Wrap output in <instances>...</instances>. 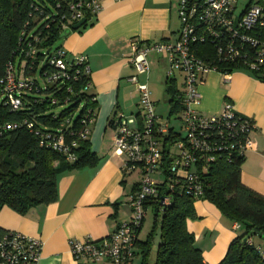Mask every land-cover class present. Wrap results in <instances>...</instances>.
Here are the masks:
<instances>
[{
  "label": "built area",
  "instance_id": "built-area-1",
  "mask_svg": "<svg viewBox=\"0 0 264 264\" xmlns=\"http://www.w3.org/2000/svg\"><path fill=\"white\" fill-rule=\"evenodd\" d=\"M103 1L52 0L54 14L35 6L38 15L31 13L30 16L35 17L32 21L39 19L42 29L53 25L62 34L82 18L86 24L101 10ZM241 1L177 0L180 25L173 41L143 43L136 38L130 41L129 63L135 74L129 80L139 93L138 109L129 114L115 112L111 121L113 151L125 157L128 171H138L140 176L129 202L131 217L99 240L70 241V252L76 259H107L111 264H132L137 231L149 201L167 205L174 192L198 198L203 190L199 172L220 156L228 161L234 157L244 158L247 151L255 148L251 138L255 122L239 114L231 102H224L218 113L203 114L197 109L201 103L199 86L211 70L228 78L234 70L244 69L264 81V6L247 2L240 7ZM28 25L27 21L20 31L15 59L6 64L0 79V100L9 111L21 109L22 92L34 89L39 92L40 85L34 77L42 68L37 76L44 81V89L58 91L64 87L67 92H73L67 86L69 80L84 76L87 80L80 92L88 93L92 82L87 56L69 53L61 46L46 49L42 45L45 39L42 29L29 30ZM150 52L166 54L165 79L176 82V74L182 75L177 89L182 104L178 118L183 133L171 127L170 117L163 118L155 113L147 82ZM139 75H144L145 80L139 81ZM48 100L50 104L68 102L67 98L59 100L56 96ZM95 116L94 108L85 109L83 126L77 133L80 139L88 138ZM22 124L40 136V145L64 154L70 162L75 160L72 148L77 146V141L67 142L61 129L40 131L28 119L16 122L0 118V137ZM163 182L168 191L160 195L159 185ZM238 226L236 223L235 227ZM41 247L42 241L36 237L7 231L0 238V264H37Z\"/></svg>",
  "mask_w": 264,
  "mask_h": 264
},
{
  "label": "crops",
  "instance_id": "crops-1",
  "mask_svg": "<svg viewBox=\"0 0 264 264\" xmlns=\"http://www.w3.org/2000/svg\"><path fill=\"white\" fill-rule=\"evenodd\" d=\"M247 2L264 6V0H242L240 7ZM179 25L177 0H104L98 14L85 25L60 35L61 46L67 52L83 53L88 58L96 116L87 139L95 158L79 169H69L60 161H54L53 166L58 171L55 176L57 198L53 202L38 204L23 214L8 206L0 208L1 229L42 241L37 264H111L107 259H76L70 252V241L99 240L130 219L129 202L140 176L138 171H128L125 157L113 151L111 121L115 112L129 114L138 109L139 93L129 80L135 74L129 63L130 41L133 38L143 43L173 41ZM148 59L147 82L155 113L164 117L157 105L159 97L152 95L153 87L162 85L167 104L165 118L172 117L165 89L166 54L150 52ZM138 79L144 81L145 77L139 75ZM181 80L182 75L177 73L176 89ZM199 92V112L218 113L224 102H231L239 114L255 122L251 132L255 148L244 155L240 181L264 196V81L244 69L234 70L228 78L211 70L205 75ZM178 117L174 118L179 120ZM170 125L178 131L173 122ZM194 208L198 218L187 220V230L193 234L204 263L217 264L226 254L229 243L241 233V228L235 227L236 221L222 215L207 200L196 199ZM139 231L132 264H143L142 251L147 247L140 242L148 235L139 238ZM250 241L264 251V238L253 236ZM158 242L159 229L155 248L151 249L150 244L144 264H154Z\"/></svg>",
  "mask_w": 264,
  "mask_h": 264
},
{
  "label": "trees",
  "instance_id": "trees-1",
  "mask_svg": "<svg viewBox=\"0 0 264 264\" xmlns=\"http://www.w3.org/2000/svg\"><path fill=\"white\" fill-rule=\"evenodd\" d=\"M51 2L52 0H0V79L4 76L6 64L15 59L19 34L26 22H29V30H36L38 27L42 29L39 19L32 21L31 18L35 17L30 16L31 13L38 15L34 11L35 6L54 14L48 6ZM42 32L45 37L42 45L46 49L54 48L53 44L61 33L53 25L47 30L42 29ZM42 69L36 74L40 75ZM226 70L230 71L232 68ZM34 79L39 84L38 78ZM86 80L84 76L69 80L67 86L73 92H67L64 87L58 91L44 89L39 84V92L34 89L21 93L22 107L16 111H9L0 100L1 119L16 122L28 119L34 123L36 130L61 129L67 142L77 141V146L72 148L75 160L70 162L64 154L40 145V136L30 132L24 124L0 137V208L8 206L23 214L33 206L53 202L57 198L55 176L58 171L53 166L54 161H60L69 169H79L94 160L88 139L77 136L83 126L81 120L85 109L92 107L96 110V97L91 89L88 93L80 92ZM165 85L170 114L178 115L182 104L175 82L165 79ZM51 96H56L59 100L67 98L68 102L50 104L48 99ZM78 107L79 112L74 116ZM53 108L62 109L53 112ZM242 160L243 158L234 157L228 161L220 156L206 170L199 172L203 190L198 198L214 204L222 215L236 221L241 228V233L229 243L226 254L217 264H264V251L250 241L253 236L264 238V196L241 183ZM160 184L159 193L162 195L168 190L164 182ZM198 198L174 192L167 205L148 202L156 205L153 226L156 224V217L161 214L154 264H205L201 250L194 244L193 234L186 227L187 220L198 218L194 208V202ZM152 231L144 242H140L147 246L142 251L143 264L149 252ZM6 232L7 230L0 228V238Z\"/></svg>",
  "mask_w": 264,
  "mask_h": 264
},
{
  "label": "rangeland",
  "instance_id": "rangeland-1",
  "mask_svg": "<svg viewBox=\"0 0 264 264\" xmlns=\"http://www.w3.org/2000/svg\"><path fill=\"white\" fill-rule=\"evenodd\" d=\"M37 2H40V0H36ZM49 8L52 9V6L50 4H48ZM58 46H61V37H58L56 39V41L54 42L53 44V47H58ZM62 47V46H61ZM35 77L38 78V81H39V84L41 86H44L45 83L44 81L39 78L37 76V74L35 75ZM153 97H159L157 99V105H159V109L163 111V118H165L166 116V113L165 111H167V104L165 102V96H164V93H163V86L161 85H158V86H154L153 87V93H152ZM161 95V96H160ZM62 108H53V112H59ZM79 112V107L74 111V116H76ZM165 113V114H164ZM174 117H177V115H172V117H170V121L171 123L173 122V125H175V128L179 131V132H182L183 133V130L181 129L180 125V120L178 119H175ZM167 146L168 147H171L170 144L167 143ZM172 150H174V148L172 147ZM147 209L145 210V215H144V219L142 221V224H141V229L139 231V238H145L146 235H148V233H150L152 230V236H151V249H154L155 248V242H156V239H157V231L159 229V225H160V217H161V214H159L157 217H156V224L153 226L154 224V219H155V207L156 205L154 204H151V203H148L147 204ZM264 249V248H263ZM154 251V250H153ZM152 254V252H151ZM150 254V255H151ZM148 263V262H147Z\"/></svg>",
  "mask_w": 264,
  "mask_h": 264
},
{
  "label": "water",
  "instance_id": "water-1",
  "mask_svg": "<svg viewBox=\"0 0 264 264\" xmlns=\"http://www.w3.org/2000/svg\"><path fill=\"white\" fill-rule=\"evenodd\" d=\"M86 22L85 18H82L81 20H79L77 23L73 24L71 26V29H78L79 27H81L82 25H84ZM65 33H62L61 35H64Z\"/></svg>",
  "mask_w": 264,
  "mask_h": 264
}]
</instances>
